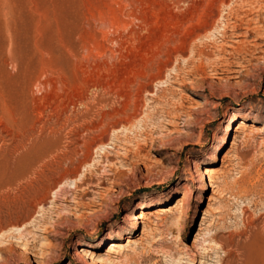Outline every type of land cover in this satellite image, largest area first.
<instances>
[{
    "label": "rangeland",
    "instance_id": "rangeland-1",
    "mask_svg": "<svg viewBox=\"0 0 264 264\" xmlns=\"http://www.w3.org/2000/svg\"><path fill=\"white\" fill-rule=\"evenodd\" d=\"M256 126L264 0H0V264H247Z\"/></svg>",
    "mask_w": 264,
    "mask_h": 264
},
{
    "label": "bare ground",
    "instance_id": "bare-ground-1",
    "mask_svg": "<svg viewBox=\"0 0 264 264\" xmlns=\"http://www.w3.org/2000/svg\"><path fill=\"white\" fill-rule=\"evenodd\" d=\"M230 1V0H229ZM252 2V1H251ZM257 2V1H256ZM218 5V4H217ZM240 5V4H239ZM247 5V4H246ZM252 5V4H251ZM261 5V4H260ZM228 6V5H227ZM244 6V5H243ZM224 7V6H223ZM254 8V7H253ZM251 9V8H250ZM243 10V9H242ZM247 12V11H246ZM243 13V12H242ZM248 13V12H247ZM246 14V13H245ZM251 16V15H250ZM239 17V16H238ZM251 19V18H250ZM254 19V18H253ZM258 21V20H257ZM255 23V22H254ZM213 26H214V24H213ZM211 28V27H210ZM249 31V30H248ZM247 32V31H246ZM242 34V33H241ZM236 118V119H241V124L239 125V126H236L235 127V129H234V131L235 132H239V131H241L242 129H244L245 130V128H247L246 126L248 125H246L244 122H246V121H249V120H247L245 117H241V116H237V115H234L232 118ZM122 124V123H121ZM253 132H254V134L255 135H257V136H259V137H261L262 138V135H263V133H264V126H256V127H253ZM243 130V131H244ZM225 131L227 132L228 130H227V128L225 129ZM246 134V133H245ZM244 139V138H243ZM225 140V139H224ZM260 140V139H259ZM247 141H248V139H247ZM262 141V140H261ZM102 143V142H101ZM97 146V145H96ZM90 148V147H89ZM90 155V154H89ZM88 155V156H89ZM64 161V160H63ZM73 162V161H72ZM73 167V166H72ZM73 169V168H72ZM77 172V171H76ZM63 173V172H62ZM199 173V172H198ZM71 175H73V173H71ZM69 176V175H68ZM213 180V179H212ZM211 183V182H210ZM238 183V182H237ZM239 184V183H238ZM209 183H206V182H204V184H203V186L201 187V191H203V190H206V189H208L209 188ZM212 187V186H211ZM242 189V188H241ZM250 192V191H249ZM199 201H201V195H199ZM64 204V203H63ZM142 216V215H141ZM141 216H136V218L138 217V218H142ZM135 217V216H134ZM135 226H136V224H133V228H135ZM262 227V226H261ZM132 228V229H133ZM261 229V228H260ZM246 230H248V229H246ZM264 230V229H263ZM263 230H262V232H263ZM257 231V230H256ZM255 231V232H256ZM204 232V231H203ZM253 232V231H252ZM254 232V233H255ZM261 232V231H260ZM259 232V234H258V231H257V233H256V235L253 233V235H255V237L256 238H254V237H252V238H254V240H253V244H251L252 246H248V247H245L244 246V248L243 247H241V245H237L238 246V251H243V252H249L250 253V250H251V248L253 249V250H256V251H259V253L258 254H255V255H252L250 258H251V260L247 263V264H264V232L263 233H260ZM200 233V232H199ZM252 234V233H251ZM250 234V235H251ZM120 238H121V235H119V237L118 238H116V239H114V240H110V241H108V243H107V245H106V247H105V254H104V258L102 257L101 258V260H103V261H112V260H110V254H115L116 256L114 257V258H117V260H118V256L121 254V252H122V245H121V243L119 242L120 241ZM197 239H199L198 237H197ZM201 240H199V242H200ZM127 242H129V240H127ZM233 242V241H232ZM208 244V243H207ZM239 244V243H238ZM199 245V244H198ZM202 246V245H201ZM203 247V246H202ZM237 248V247H236ZM233 249V248H232ZM235 250V249H234ZM245 250V251H244ZM217 251V250H216ZM252 251V250H251ZM78 253H76V256H79V257H86V252L83 250V249H79L78 251H77ZM160 252V251H159ZM225 252V251H224ZM236 252V251H235ZM254 252V251H253ZM171 253V252H170ZM200 253V252H199ZM242 253V252H241ZM255 253V252H254ZM236 255V254H235ZM245 255H246V253H245ZM244 255V256H245ZM228 256V255H227ZM237 256V255H236ZM165 257H166V255H165ZM249 257V256H248ZM100 258V257H99ZM119 259H121V258H119ZM201 259V258H200ZM247 259V258H246ZM249 260V259H248ZM227 261V260H226ZM175 262V261H174ZM97 263V262H96ZM229 264H237V263H235L234 261H233V259L232 260H229V262H228ZM86 264H95V262L93 261V259L92 258H89L88 259V261H86ZM174 264V263H173ZM178 264V263H177ZM184 264H197V257L195 256V255H192L191 253H187L186 252V257H185V263ZM199 264H201V263H199Z\"/></svg>",
    "mask_w": 264,
    "mask_h": 264
}]
</instances>
